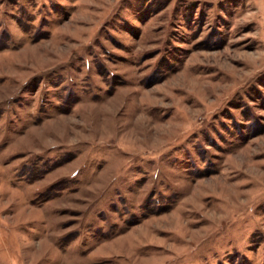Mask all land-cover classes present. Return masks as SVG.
I'll list each match as a JSON object with an SVG mask.
<instances>
[{
    "label": "rangeland",
    "instance_id": "1",
    "mask_svg": "<svg viewBox=\"0 0 264 264\" xmlns=\"http://www.w3.org/2000/svg\"><path fill=\"white\" fill-rule=\"evenodd\" d=\"M0 264H264V0H0Z\"/></svg>",
    "mask_w": 264,
    "mask_h": 264
}]
</instances>
